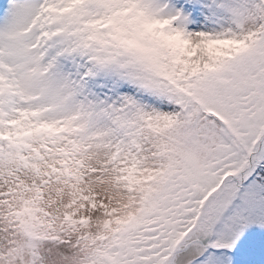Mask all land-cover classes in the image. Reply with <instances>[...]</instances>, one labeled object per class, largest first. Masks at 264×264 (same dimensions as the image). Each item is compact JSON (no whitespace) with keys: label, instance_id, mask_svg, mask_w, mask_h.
Returning a JSON list of instances; mask_svg holds the SVG:
<instances>
[{"label":"snow or ice","instance_id":"snow-or-ice-1","mask_svg":"<svg viewBox=\"0 0 264 264\" xmlns=\"http://www.w3.org/2000/svg\"><path fill=\"white\" fill-rule=\"evenodd\" d=\"M0 264H264V0H0Z\"/></svg>","mask_w":264,"mask_h":264}]
</instances>
